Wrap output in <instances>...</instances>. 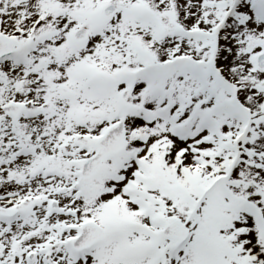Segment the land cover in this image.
<instances>
[{"label": "snow or ice", "instance_id": "snow-or-ice-1", "mask_svg": "<svg viewBox=\"0 0 264 264\" xmlns=\"http://www.w3.org/2000/svg\"><path fill=\"white\" fill-rule=\"evenodd\" d=\"M0 264H264V0H0Z\"/></svg>", "mask_w": 264, "mask_h": 264}]
</instances>
